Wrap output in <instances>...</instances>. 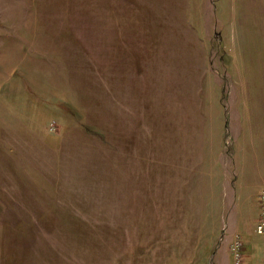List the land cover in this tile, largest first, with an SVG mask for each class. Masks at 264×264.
<instances>
[{
	"label": "rangeland",
	"instance_id": "obj_1",
	"mask_svg": "<svg viewBox=\"0 0 264 264\" xmlns=\"http://www.w3.org/2000/svg\"><path fill=\"white\" fill-rule=\"evenodd\" d=\"M263 191L264 0H0V264H264Z\"/></svg>",
	"mask_w": 264,
	"mask_h": 264
},
{
	"label": "crops",
	"instance_id": "obj_2",
	"mask_svg": "<svg viewBox=\"0 0 264 264\" xmlns=\"http://www.w3.org/2000/svg\"><path fill=\"white\" fill-rule=\"evenodd\" d=\"M240 179H241V173L238 172V174H236V180H235V182L232 181V184H231L232 188L235 190V196H234L235 198H237L236 196L238 194V185L236 184V182L237 183L240 182ZM220 249L221 248L219 247V249L216 252V258H215V260L213 262L214 264H219V259H218L217 253L219 252ZM223 264H224V260H223ZM226 264H231L230 256L227 257Z\"/></svg>",
	"mask_w": 264,
	"mask_h": 264
},
{
	"label": "built area",
	"instance_id": "obj_3",
	"mask_svg": "<svg viewBox=\"0 0 264 264\" xmlns=\"http://www.w3.org/2000/svg\"><path fill=\"white\" fill-rule=\"evenodd\" d=\"M261 202H262L263 214H262L259 222L256 225V231H257V233L264 236V191L262 192Z\"/></svg>",
	"mask_w": 264,
	"mask_h": 264
}]
</instances>
